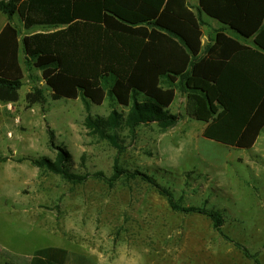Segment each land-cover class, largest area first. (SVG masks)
Masks as SVG:
<instances>
[{"label":"rangeland","instance_id":"1","mask_svg":"<svg viewBox=\"0 0 264 264\" xmlns=\"http://www.w3.org/2000/svg\"><path fill=\"white\" fill-rule=\"evenodd\" d=\"M24 67L20 100L0 111V264H30L46 247L66 249L65 264H264V130L250 149L207 139L180 91L177 123L133 129L130 107L53 99L39 70ZM37 88L45 101L31 104ZM116 163L157 185L116 178ZM160 188L181 206L220 212L224 225L174 210Z\"/></svg>","mask_w":264,"mask_h":264},{"label":"trees","instance_id":"2","mask_svg":"<svg viewBox=\"0 0 264 264\" xmlns=\"http://www.w3.org/2000/svg\"><path fill=\"white\" fill-rule=\"evenodd\" d=\"M0 10L9 19L0 32L2 103L20 100L24 54L26 64L42 70L53 99L82 96L102 105L110 97L130 107L133 129L177 123L169 107L180 91L190 116L206 123L207 139L250 149L264 130V0H199L198 6L192 0H1ZM203 13L236 36L221 29L213 44L203 45ZM16 15L27 29L63 27L20 39ZM27 101L42 104L43 90L29 92ZM114 169L116 178L141 175L154 183L118 163ZM160 190L174 210L203 213L217 229L224 225L220 212L181 206ZM67 255L63 248H40L30 264H65Z\"/></svg>","mask_w":264,"mask_h":264},{"label":"crops","instance_id":"3","mask_svg":"<svg viewBox=\"0 0 264 264\" xmlns=\"http://www.w3.org/2000/svg\"><path fill=\"white\" fill-rule=\"evenodd\" d=\"M192 3L194 5H199V0H193ZM4 14V13H3ZM5 15V14H4ZM16 16H19V15H16ZM15 16V17H16ZM14 17V18H15ZM20 17V16H19ZM21 19V18H20ZM202 19L204 21V24L202 25V30H203V37H202V42H203V45H207L209 43L213 44L214 41H215V38H216V34L219 30L221 29H224L227 33H229L230 35L233 34L236 36L235 32L229 28L228 26L224 25L223 23H221L220 21H218L217 19L215 18H212L210 16H208L206 13H203L202 14ZM8 17L7 15L4 16L3 18V21L0 23V32L1 30L3 29V27L6 25V23L8 22ZM22 21V20H21ZM13 23H14V19H13ZM15 24V23H14ZM22 25H23V21H22ZM63 26H60V27H48L50 28L49 30H44L42 28L44 27H41V26H34L33 28H30V29H27L24 27L23 25V33H21V37L20 39L24 36V35H27V34H33V33H36V32H41V31H53V30H56V29H59V28H62ZM22 32V31H21ZM23 56L24 54H21V58H22V65H23V68H24V73H25V78L23 80V86H24V83H25V79L28 78L27 77V72H26V69L24 67L25 63L23 61ZM25 59V57H24ZM33 68L37 69L35 66L32 65ZM39 75L38 77L42 78V80L40 79V83L38 84V86L42 87L43 83L44 85L46 84L45 80L43 79L42 77V70L38 69ZM28 80H30L28 78ZM39 80V79H38ZM22 86V87H23ZM178 95V94H177ZM175 102V101H174ZM9 103H2L0 102V111H3L4 109L6 110L7 109V106H8ZM174 104V103H173ZM172 104V105H173ZM172 105L170 107H172ZM170 107H169V110H170ZM171 112V110H170ZM172 113V112H171ZM174 114V113H173ZM195 119V118H194Z\"/></svg>","mask_w":264,"mask_h":264}]
</instances>
